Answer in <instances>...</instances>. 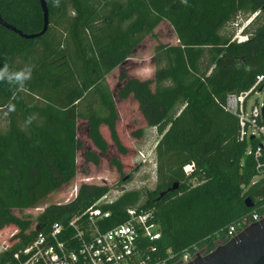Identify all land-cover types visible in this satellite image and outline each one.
I'll list each match as a JSON object with an SVG mask.
<instances>
[{"label":"trees","instance_id":"trees-1","mask_svg":"<svg viewBox=\"0 0 264 264\" xmlns=\"http://www.w3.org/2000/svg\"><path fill=\"white\" fill-rule=\"evenodd\" d=\"M46 1L45 34L27 39L0 24V233L17 230L0 264H18L14 252L40 231L67 222L111 189L87 181L78 186V153L83 150L85 164L99 166L110 153L108 138L122 155L128 153L118 132V100H134L143 117L133 135L157 128L158 179L154 189H132L103 204L111 213L105 227L124 223L127 209L139 204L155 209L160 224L161 237L148 242L157 247L155 256L166 257L171 249L177 257L195 244L209 253L226 243L227 227L264 205V176L247 153L249 144L261 141H240L238 118L223 107L228 93L250 88L264 73V20L256 17L244 28L245 42L224 29L241 12H263L264 0ZM0 14L26 33L44 26L40 0H0ZM164 20L179 42L156 46L153 77L121 70L113 92L108 74ZM93 92L99 105L81 112ZM79 119L96 149L79 137ZM111 164L122 182L129 175L123 162L113 157ZM189 164L194 167L187 173ZM64 188L72 195L41 208ZM32 208L41 212L25 213Z\"/></svg>","mask_w":264,"mask_h":264},{"label":"built area","instance_id":"built-area-1","mask_svg":"<svg viewBox=\"0 0 264 264\" xmlns=\"http://www.w3.org/2000/svg\"><path fill=\"white\" fill-rule=\"evenodd\" d=\"M244 28L241 27L233 40L245 42L249 39V35L243 33ZM223 107L238 118L240 141H261L257 147L250 144L247 153L253 156L256 171L264 176V73L256 76L250 88L228 93ZM142 156L145 158L144 154ZM193 167L194 164H189L185 171L189 173ZM118 198L117 192L110 189L86 210L72 215L67 222H53L28 245L14 252V259L18 264H184L198 253H206L205 248L195 244L177 257L171 249L167 250L166 257L155 256L153 253L157 247L148 245V242L161 237L160 224L156 220L155 209H145L139 204L127 209L129 217L124 223L106 228L105 219L111 213L101 206ZM262 218L264 205L261 212L254 210L251 217L246 216L230 224L227 238L235 237L246 226ZM169 260H172L171 263Z\"/></svg>","mask_w":264,"mask_h":264},{"label":"rangeland","instance_id":"rangeland-1","mask_svg":"<svg viewBox=\"0 0 264 264\" xmlns=\"http://www.w3.org/2000/svg\"><path fill=\"white\" fill-rule=\"evenodd\" d=\"M256 17H259L260 20H264V11L255 13L241 12L233 23L226 26L224 32L228 34L233 33L232 39H235V36L241 27L244 28L246 25H249ZM178 42L173 26L166 20L162 21L153 31V34H149L144 38L143 42L134 51L133 55L123 65L118 66L108 74L107 82L111 90L113 92L117 90L121 82L119 79L121 70L127 71L129 76L140 78L153 77L156 67L153 64L152 58L155 54L156 46L161 43L177 44ZM98 102L99 100L97 99L96 93L93 92V95L87 96L86 99L81 102L79 106L80 111L83 113H90L99 105ZM88 103H91V110L86 106ZM118 104L121 114L118 132L123 144L128 147L129 151L127 154L122 155L117 150L112 139L108 138L110 141V153L107 157L102 158L99 166H95L93 164L84 163L82 157L83 150H80L78 153V186L84 183V181L101 185L106 183L111 186L114 193L117 192V196L132 189L142 191L154 189L158 179L155 147L159 134L155 128H146L142 137L133 135V132L144 124L143 117L138 111L137 104L132 99H129L126 102L118 100ZM79 124V137L89 148L96 149L86 133V122L83 119H79ZM104 131L106 135L110 136L106 128ZM142 154L145 155V158ZM113 157L121 159L124 164V172L129 174L122 180V182H120V173L117 171L116 167L111 164V159ZM71 193L72 189L70 188H64L58 192L52 193L42 204H40V206L44 209L47 205L53 202L65 201L72 195ZM40 212L41 209L37 208L27 209L25 211V213L32 214L33 216ZM16 231V228L13 227L7 234H4V232L0 233V253L6 249L7 245L10 246L11 235Z\"/></svg>","mask_w":264,"mask_h":264},{"label":"water","instance_id":"water-1","mask_svg":"<svg viewBox=\"0 0 264 264\" xmlns=\"http://www.w3.org/2000/svg\"><path fill=\"white\" fill-rule=\"evenodd\" d=\"M44 15L43 29L37 33H26L6 22L0 14V24L17 32L19 35L33 39L46 33L49 26V8L46 0H40ZM177 187L175 184L174 188ZM246 206H254L250 197L245 199ZM180 264V263H177ZM184 264H264V218L242 229L235 237L220 244L209 253H198L190 262Z\"/></svg>","mask_w":264,"mask_h":264},{"label":"crops","instance_id":"crops-1","mask_svg":"<svg viewBox=\"0 0 264 264\" xmlns=\"http://www.w3.org/2000/svg\"><path fill=\"white\" fill-rule=\"evenodd\" d=\"M245 27H246V26H245ZM146 128H147V129H148V128H155V129L157 130L156 127H146ZM146 128H145V130H146ZM157 132H158V131H157ZM158 134H159V133H158ZM159 137H160V136H159ZM158 140H159V138H158ZM158 140H157V141H158ZM250 140H251V139H250ZM156 143H157V142H156ZM249 145H250V144H249ZM247 149H248V148H247Z\"/></svg>","mask_w":264,"mask_h":264}]
</instances>
